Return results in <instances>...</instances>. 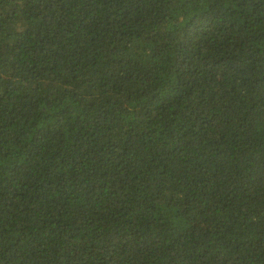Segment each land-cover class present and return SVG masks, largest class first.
Here are the masks:
<instances>
[{"label": "trees", "instance_id": "16d2710c", "mask_svg": "<svg viewBox=\"0 0 264 264\" xmlns=\"http://www.w3.org/2000/svg\"><path fill=\"white\" fill-rule=\"evenodd\" d=\"M0 264H264V0H0Z\"/></svg>", "mask_w": 264, "mask_h": 264}]
</instances>
